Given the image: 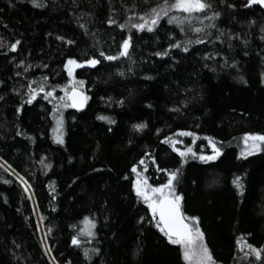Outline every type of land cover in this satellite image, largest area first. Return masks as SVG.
<instances>
[{"label": "trees", "instance_id": "1", "mask_svg": "<svg viewBox=\"0 0 264 264\" xmlns=\"http://www.w3.org/2000/svg\"><path fill=\"white\" fill-rule=\"evenodd\" d=\"M160 2L39 0L43 7H36L31 0H0V164L7 161L31 185L26 192L0 167V264H185L132 189L131 168L141 159L154 185L167 181V171L158 168L180 169L182 210L199 217L217 264H239L246 254L263 264L264 147L243 157L240 152L245 133L264 134V9L246 6L247 0H209V16L220 15L203 21L215 25L203 33L187 24L182 32L166 17L151 32L129 28L133 12ZM129 36L128 56L109 61L99 55H116ZM197 37L204 42L195 43ZM188 40L193 43L184 51ZM176 41L181 47H168ZM162 51L168 54L156 55ZM93 56L99 64L74 74L84 81L88 105L80 112L59 109L65 138L57 143L53 109L70 79L67 59ZM44 76L45 92L59 86L55 98L40 92L28 104V85ZM138 123L146 127L136 130ZM180 130L213 138L221 155L181 165L163 142ZM195 148L210 153L207 141L198 139ZM85 217L95 222L93 237L81 234L91 227ZM248 244L260 250L259 259Z\"/></svg>", "mask_w": 264, "mask_h": 264}, {"label": "snow or ice", "instance_id": "2", "mask_svg": "<svg viewBox=\"0 0 264 264\" xmlns=\"http://www.w3.org/2000/svg\"><path fill=\"white\" fill-rule=\"evenodd\" d=\"M31 2L36 7H43V5L39 3V0H31ZM250 5H260L261 7H264V0H247L246 6ZM211 7L212 5L209 0H161L160 3L150 7L146 12H133L132 15L137 17V20L132 22V18L129 17V23L132 28H135L139 31L147 30L151 32L160 23V20L166 17L169 24L176 23L178 26H180L182 32L185 31L184 25L187 24L188 29L192 32L203 33L205 28L215 27L214 24H204L203 21L214 20L220 15L219 12H212L211 16H209L208 10L211 9ZM108 23L114 24L116 21L110 18ZM80 27L86 28V25L81 24ZM119 27L124 29L126 24L121 23L119 24ZM58 39L63 40L64 37H58ZM216 39H219V36H217ZM203 42L204 41L199 37H197L195 40V43ZM67 43L72 44L74 41L68 40ZM192 43V40L186 41L183 45V50L188 51V46ZM18 44H20V41L16 40L9 46L12 50H15ZM2 46L3 45L0 44V47ZM130 46L131 37L129 36L123 39L120 45L121 50L116 55H106L103 51H101L99 55L109 61L116 60L119 56H128ZM168 47L179 48L181 47V43L180 41L169 43ZM167 54V51L156 53L157 56H165ZM23 63V61H20L21 65H23ZM99 63L100 60L95 56L82 61L73 57H69L67 59L65 68L67 69L70 79L68 84L63 86L62 90L64 95L58 98V107L53 109V112L56 113L53 117L56 121L55 130L59 133L55 137L56 142L60 144L64 143L63 134L61 131L63 127V117L59 109L68 107L82 109L88 100V96L85 95L82 90L84 81L77 80L75 78L73 75L74 69L80 68L84 65L95 66ZM233 64H235V61H233ZM43 67H47V65H43ZM25 71H27V68H25ZM17 74L20 75V73ZM47 79L48 78L44 76L42 77V82L37 83L36 81H32L28 85L29 91L27 93L28 99L26 101L28 104H31L40 92L45 93L44 99H48L49 97L55 98L53 95L55 87L59 86H54L45 92V83L47 82ZM262 82H264V79H262ZM32 83H37V87L33 88ZM17 111L19 112L20 108H17ZM98 119L108 120L109 123H115L114 120H111L105 116H99ZM133 127L136 130H142L144 127H146V125L143 123H138L134 124ZM157 132H159V129H157ZM178 135L191 136L195 138L196 133L180 130ZM207 139L211 147V152L209 154H205L203 152L198 153L194 151L191 146H187L184 149L176 147L177 144L183 143V141L171 139L167 136L164 137L163 142L171 144L173 150L181 157V165H183L188 159H198L204 163H207L209 161H215L221 155L222 150L220 147H217L214 139L211 137H208ZM243 141L245 147L240 152L241 157L245 155H251L253 151H260L261 144H264V134L245 133L243 136ZM250 141L251 146L249 147ZM153 162L155 163V161ZM140 163L144 164V160L141 159ZM0 167H3L5 171L11 170L13 174H15L20 180L21 184L25 186L24 190L26 192L29 190L31 185L28 184V181L25 180V178L19 173H17L15 169H13L12 166L7 163V161H4L2 164H0ZM157 171H167L166 183L157 185L150 184L148 182V177L142 172L138 171L136 165H133L131 168V172L136 175V179L132 183V189L134 190L136 197L141 199L150 210V222L154 223V226L163 234L164 237L167 238V241L170 244L179 247L185 264H217V261L214 259L212 252L205 242V233L201 230L199 217L195 215H186V213L182 210L183 196L176 191L175 187V182L178 180L180 175V169L165 170L158 168ZM5 182L8 183L9 181ZM233 183L236 185L240 191V194L242 195L244 189L242 183L240 182V177L236 176L233 180ZM143 219L144 217H141V220ZM84 222L91 227L88 229H81V234H86L88 237H93L95 234L91 228L95 227V222L90 220L88 217L84 218ZM71 242L76 246L81 244V241L77 236H73ZM247 246L259 259L261 256L260 250L255 248L252 244H248ZM50 251L51 249H48V252ZM92 251L96 252L98 249H92ZM88 255L89 250L85 249V257L87 258Z\"/></svg>", "mask_w": 264, "mask_h": 264}, {"label": "rangeland", "instance_id": "3", "mask_svg": "<svg viewBox=\"0 0 264 264\" xmlns=\"http://www.w3.org/2000/svg\"><path fill=\"white\" fill-rule=\"evenodd\" d=\"M194 15H199V14H194ZM209 15V14H208ZM137 20V17H135L133 20H132V22H135ZM129 28L130 29H135V28H132L131 27V25H130V23H129ZM135 30H137V29H135ZM77 69V68H76ZM76 69H74V72H73V75L75 74V70ZM59 133H58V131H56V130H54V139H55V137L58 135ZM187 137H189L190 138V144H187V143H185V138H187ZM64 138H65V134H63V140H64ZM175 139L176 140H181V141H183V143H179V144H177V147H179V148H181V149H184L185 147H187V146H191L192 148H193V150L194 151H196V152H198V153H201L199 150H196V148H195V145H196V142H197V140L198 139H201V140H203V141H207L208 143H209V141H208V139L207 138H205V137H198V136H195V138H193V137H191V136H179L178 134L176 135V137H175ZM56 141V140H55ZM58 143V142H57ZM216 143V145H217V147H220L219 146V144L217 143V142H215ZM242 148H244L245 147V144H244V141H243V139H242ZM251 146V141L249 142V147ZM264 147V144H261V148H263ZM210 152H211V147H210ZM254 152V151H253ZM204 153V152H203ZM206 154V153H205ZM146 168H147V164L144 162V164H141L137 169H138V171H140V172H142L144 175H146L147 176V170H146ZM136 179V175L134 174V180ZM148 182L150 183V180L148 179ZM151 184V183H150ZM154 185V184H153ZM175 187H176V182H175ZM177 191V190H176ZM44 246H45V249H46V251L48 252V246H47V243L44 241ZM263 253H262V256L264 257V248H263ZM244 258H246L245 260H244V262L242 261V262H240L239 264H257L255 261H253V256H250V255H246ZM263 264H264V261H263Z\"/></svg>", "mask_w": 264, "mask_h": 264}, {"label": "water", "instance_id": "4", "mask_svg": "<svg viewBox=\"0 0 264 264\" xmlns=\"http://www.w3.org/2000/svg\"><path fill=\"white\" fill-rule=\"evenodd\" d=\"M260 6V5H259ZM261 7V6H260ZM262 9H264V7H261ZM84 92V91H83ZM85 93V92H84ZM85 95H87L86 93H85ZM87 105H88V100L86 101V103H85V105H84V107L82 108V109H75V108H72L74 111H77V112H80V111H83V110H85L86 109V107H87ZM13 173V172H12ZM19 180V179H18ZM20 181V180H19Z\"/></svg>", "mask_w": 264, "mask_h": 264}]
</instances>
